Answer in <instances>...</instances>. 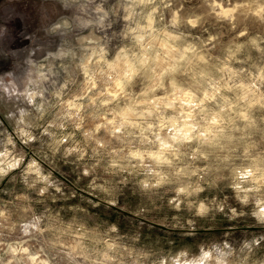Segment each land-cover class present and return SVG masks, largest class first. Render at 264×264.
Returning a JSON list of instances; mask_svg holds the SVG:
<instances>
[{
  "label": "clouds",
  "instance_id": "clouds-1",
  "mask_svg": "<svg viewBox=\"0 0 264 264\" xmlns=\"http://www.w3.org/2000/svg\"><path fill=\"white\" fill-rule=\"evenodd\" d=\"M0 264H264V0H0Z\"/></svg>",
  "mask_w": 264,
  "mask_h": 264
}]
</instances>
